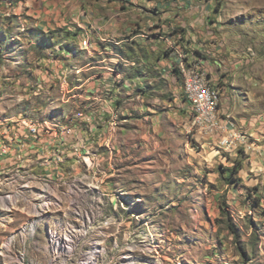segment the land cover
I'll return each mask as SVG.
<instances>
[{
	"label": "rangeland",
	"instance_id": "rangeland-1",
	"mask_svg": "<svg viewBox=\"0 0 264 264\" xmlns=\"http://www.w3.org/2000/svg\"><path fill=\"white\" fill-rule=\"evenodd\" d=\"M218 2L231 40L264 56V0ZM3 5L0 264H264V179H244L243 160L194 125L184 87L165 130L138 112L98 129L86 89L108 54L67 58L73 71L48 78L49 34ZM28 123L51 135L49 155L26 156Z\"/></svg>",
	"mask_w": 264,
	"mask_h": 264
},
{
	"label": "crops",
	"instance_id": "crops-1",
	"mask_svg": "<svg viewBox=\"0 0 264 264\" xmlns=\"http://www.w3.org/2000/svg\"><path fill=\"white\" fill-rule=\"evenodd\" d=\"M218 3L5 0L1 11L23 26L31 21L34 30L49 34L47 47L53 57L40 61L50 65L48 78H61L69 67L73 71L75 64H66L67 58L72 62L87 51L89 58L94 53L108 54L99 59L100 71L93 76L92 87L86 89V98L95 100L86 106L96 112V119L87 124L101 129L116 123L119 113L126 117L150 113L143 121L164 130L170 119L180 122L177 114L187 105L179 99L184 87L177 63V49L181 50L192 66L204 68L209 81L220 88L218 117L223 130L214 137L220 140L222 134H237L238 145L229 151L243 160L238 171L247 181L253 179L252 173L260 180L264 179V56L244 40H231L227 34L230 26L217 22ZM85 39L88 47L82 45ZM173 101L175 108L167 104ZM167 106L176 114L171 110L167 115ZM188 108V114H193V105ZM30 138L23 149L26 156L38 159L42 153L50 154L51 135L38 139L30 131Z\"/></svg>",
	"mask_w": 264,
	"mask_h": 264
},
{
	"label": "bare ground",
	"instance_id": "bare-ground-1",
	"mask_svg": "<svg viewBox=\"0 0 264 264\" xmlns=\"http://www.w3.org/2000/svg\"><path fill=\"white\" fill-rule=\"evenodd\" d=\"M88 44H89L88 39L83 40L82 45L88 47ZM177 52H178V56L180 58L179 61H177L178 67L180 69L182 76L184 77V90H185V93H186L189 101L191 100L190 102H192L193 109H194L193 123L197 127H200L201 130L210 129L217 122V120L219 121L218 110H219V106L221 103V97H219V90L217 88H215L213 86V84L209 81L208 74L205 71H202V80H203V84L205 86V98H206V105L208 107V112L206 113V116L204 118H198V114H197L198 105L192 98H190V85L192 82V75H196V67L197 66L196 67L192 66L191 62H189L185 58L186 56L184 55L183 52H181V50L179 51L177 49ZM197 68H199V67H197ZM29 123L27 126L31 128L30 129L31 134L34 137H39L38 132L35 130V129H37L38 131H41L39 129L38 125L33 124V123L29 124ZM235 136H237V134H235ZM233 147L235 148V146H230V149ZM85 263L91 264L90 262L87 263V261Z\"/></svg>",
	"mask_w": 264,
	"mask_h": 264
},
{
	"label": "built area",
	"instance_id": "built-area-1",
	"mask_svg": "<svg viewBox=\"0 0 264 264\" xmlns=\"http://www.w3.org/2000/svg\"><path fill=\"white\" fill-rule=\"evenodd\" d=\"M202 71H206V70L204 68L196 67V75H192V82L190 85V98H192L198 105V112H197L198 118H204L206 116V113L208 112V107L206 105V98H205V86L202 80ZM218 90H219V97H221V91L219 87ZM28 128L31 129L30 127ZM35 130L38 132L40 136V131H38L37 129ZM222 130H223V126L217 120V122L213 125L212 128L203 131L207 134L216 136L218 133H222ZM70 132L72 134H75V131L70 130ZM238 140L239 138L235 136L234 133H231L227 136L222 134L220 138L221 145L227 150L230 149V146H237ZM26 145L27 143L24 144V147Z\"/></svg>",
	"mask_w": 264,
	"mask_h": 264
}]
</instances>
